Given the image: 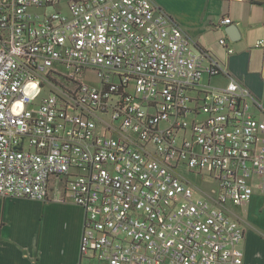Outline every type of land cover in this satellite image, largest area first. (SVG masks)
<instances>
[{"label": "built area", "instance_id": "2783aa9c", "mask_svg": "<svg viewBox=\"0 0 264 264\" xmlns=\"http://www.w3.org/2000/svg\"><path fill=\"white\" fill-rule=\"evenodd\" d=\"M221 74L151 0H0V195L66 192L85 211L79 264H243L226 206L264 190V106L231 75L202 83Z\"/></svg>", "mask_w": 264, "mask_h": 264}, {"label": "crops", "instance_id": "0c3cea01", "mask_svg": "<svg viewBox=\"0 0 264 264\" xmlns=\"http://www.w3.org/2000/svg\"><path fill=\"white\" fill-rule=\"evenodd\" d=\"M151 1L264 106V47L256 46L264 40V0ZM227 16L231 23L224 25L221 19ZM221 38L234 53L220 44ZM229 75L205 76L202 83L224 86ZM256 113L264 119V112ZM66 197L54 182L44 201L0 195V264H79L85 211ZM226 208L245 226L243 264H264V190L256 187L248 202Z\"/></svg>", "mask_w": 264, "mask_h": 264}, {"label": "rangeland", "instance_id": "374dc122", "mask_svg": "<svg viewBox=\"0 0 264 264\" xmlns=\"http://www.w3.org/2000/svg\"><path fill=\"white\" fill-rule=\"evenodd\" d=\"M95 82H98V80L96 79ZM38 88L39 85L36 82L27 83V85L25 86V93L31 96L38 90ZM24 108L25 105L21 100L17 101L13 105V111L15 113H20L24 110ZM183 173L185 174V176L187 174L189 178H191V181L197 188V193L200 192L202 194L208 195L211 198L215 197L213 189L216 188V181L212 177H210L208 173L196 174L186 171H183Z\"/></svg>", "mask_w": 264, "mask_h": 264}, {"label": "water", "instance_id": "95a60500", "mask_svg": "<svg viewBox=\"0 0 264 264\" xmlns=\"http://www.w3.org/2000/svg\"><path fill=\"white\" fill-rule=\"evenodd\" d=\"M233 30V27L229 28L228 31Z\"/></svg>", "mask_w": 264, "mask_h": 264}]
</instances>
